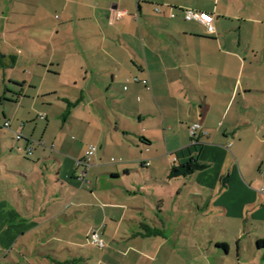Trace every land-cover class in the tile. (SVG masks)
Returning a JSON list of instances; mask_svg holds the SVG:
<instances>
[{"label": "crops", "instance_id": "0c3cea01", "mask_svg": "<svg viewBox=\"0 0 264 264\" xmlns=\"http://www.w3.org/2000/svg\"><path fill=\"white\" fill-rule=\"evenodd\" d=\"M259 241L264 0H0V264H264Z\"/></svg>", "mask_w": 264, "mask_h": 264}, {"label": "rangeland", "instance_id": "374dc122", "mask_svg": "<svg viewBox=\"0 0 264 264\" xmlns=\"http://www.w3.org/2000/svg\"><path fill=\"white\" fill-rule=\"evenodd\" d=\"M134 13L135 14L138 13L137 8L134 10ZM59 91H60V93H63V95H65L67 93L66 90H64V92H63V88H60ZM54 109H55L54 114L62 116V119L60 118L59 121L63 125L64 119L67 116V114H66V112L64 110L65 109V105L61 104V103H57V105L54 107ZM76 109H77L76 114L73 116V118L70 117V119H69V120H72V122L74 124L73 126L75 127V130L73 131L71 128H69V132L65 136V137H67V140L65 141V147L68 150H71V151H74L75 153H80V154L85 153L86 150L89 151L91 146L97 147V151L94 154L95 156H93V158H92L93 162H90V163L88 162L89 166L96 165L97 162L95 160L98 157V155L100 156V150L102 148H100V146L95 144L94 142H92V143L89 142V139H91V137L88 136L89 138H85L84 133L82 132L83 130H81V127H82V123L81 122H82V119H84L85 108L79 106ZM61 124L56 123L55 127L57 128ZM60 128L61 127H59V130H60ZM110 141H111V139H110ZM115 160H116V158H115ZM158 175H161V174L159 173ZM142 176H143V178H145L144 177L145 175H142ZM110 177H111L110 175L107 176L108 179ZM137 178L139 179V178H142V177L140 175V176H137ZM91 238H92V236L90 237V240H91ZM101 238L103 239V241H104V243H105V245L107 247L108 244H107L106 240L102 237V235H101ZM105 248H103V249H105Z\"/></svg>", "mask_w": 264, "mask_h": 264}, {"label": "built area", "instance_id": "2783aa9c", "mask_svg": "<svg viewBox=\"0 0 264 264\" xmlns=\"http://www.w3.org/2000/svg\"><path fill=\"white\" fill-rule=\"evenodd\" d=\"M124 14H125V12H117L116 18L118 20H120L124 16ZM172 17H174V15H172ZM185 19L187 21H196V22L203 24L204 26H206L207 33L210 35H213L216 32V29L214 26L215 17L211 14L204 13V12H197V11H193V10H185ZM5 127L9 128L10 123L7 122L5 124ZM199 128L200 127L198 125L192 126L191 127V135L194 136ZM17 139L22 140L23 136L19 134ZM96 151H97V147L91 146L87 155H86V159L79 163L80 165L82 164L84 167V171L81 172V175H80L81 179H85L86 169L90 167L88 162H89L90 158L96 153ZM91 241L95 246H97L101 249L106 247L103 239L101 238V235L97 232H94L92 234Z\"/></svg>", "mask_w": 264, "mask_h": 264}, {"label": "trees", "instance_id": "16d2710c", "mask_svg": "<svg viewBox=\"0 0 264 264\" xmlns=\"http://www.w3.org/2000/svg\"><path fill=\"white\" fill-rule=\"evenodd\" d=\"M202 168L201 164L196 159H191L190 161L186 162L185 164H181L180 166H173L170 176L172 178L175 177H186L190 174L194 173L197 170ZM258 247L260 249H264V241L258 242Z\"/></svg>", "mask_w": 264, "mask_h": 264}]
</instances>
